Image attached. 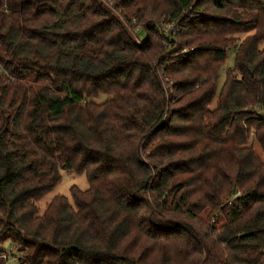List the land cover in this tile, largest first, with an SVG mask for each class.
I'll use <instances>...</instances> for the list:
<instances>
[{
  "label": "trees",
  "instance_id": "1",
  "mask_svg": "<svg viewBox=\"0 0 264 264\" xmlns=\"http://www.w3.org/2000/svg\"><path fill=\"white\" fill-rule=\"evenodd\" d=\"M263 110L264 0H0V264H264Z\"/></svg>",
  "mask_w": 264,
  "mask_h": 264
},
{
  "label": "rangeland",
  "instance_id": "2",
  "mask_svg": "<svg viewBox=\"0 0 264 264\" xmlns=\"http://www.w3.org/2000/svg\"><path fill=\"white\" fill-rule=\"evenodd\" d=\"M104 2H106L107 0H103ZM109 4V10H111L113 13L117 14L120 16V11L118 9H115L113 8V2H108ZM196 3V2H195ZM195 18V17H193ZM121 20L123 21V23L125 24V26L128 24L124 21L123 18H121ZM134 24V26H132L131 24ZM131 26L128 25V29L130 30V32L132 33L133 36H138V37H142V39L145 37V34L142 33V27L143 25L139 22H137L136 20H134L132 22ZM169 25V33H172L174 32V30L178 27V22H175V23H171V24H167V25H164V27L168 26ZM240 36L238 38L239 42L241 40H243L245 37H247V35H244V37ZM189 53L191 52L190 51V47L186 48L183 50V53ZM233 62H234V51L231 50L228 52V60L225 64V67L223 68L222 72H221V77H220V81H219V84H218V92L222 89V86L224 85V82H225V75L227 74V72L229 71V69L232 67L233 65ZM226 73V74H225ZM109 99V96H106V95H101L98 99V102H104L106 100ZM216 104V103H215ZM215 104L213 105V107L211 109H213L215 107ZM263 114H264V110L261 111ZM254 148L256 150V152L261 155V150H260V147L254 143ZM62 176H63V181L62 183L52 192L50 193L49 195H47L39 204H38V207L40 209V213H44V211L46 210L47 206L49 205V203L57 196H64L66 198H68L70 200V202L72 203V198H71V188L73 186H77L80 190L82 191H86L89 189V182L86 178V175L83 174V175H79V174H76L74 172H67V171H62ZM236 190V188H233V191L232 193H234V191ZM238 192V191H237ZM12 247V246H11ZM10 248V243L7 242L3 245V249L4 250H9ZM13 248V247H12ZM18 261H19V256L16 255L15 258H13V260L11 261V264H18Z\"/></svg>",
  "mask_w": 264,
  "mask_h": 264
},
{
  "label": "built area",
  "instance_id": "3",
  "mask_svg": "<svg viewBox=\"0 0 264 264\" xmlns=\"http://www.w3.org/2000/svg\"><path fill=\"white\" fill-rule=\"evenodd\" d=\"M169 28H170L169 25L166 27H163L164 31H166L167 33H169V30H170ZM12 251H13V248L10 246L8 253H5L3 255V258L6 262V264H11V261L13 260Z\"/></svg>",
  "mask_w": 264,
  "mask_h": 264
},
{
  "label": "water",
  "instance_id": "4",
  "mask_svg": "<svg viewBox=\"0 0 264 264\" xmlns=\"http://www.w3.org/2000/svg\"><path fill=\"white\" fill-rule=\"evenodd\" d=\"M234 194H235V191H234Z\"/></svg>",
  "mask_w": 264,
  "mask_h": 264
}]
</instances>
